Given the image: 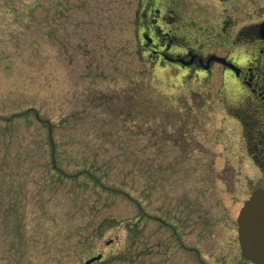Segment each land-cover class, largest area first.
Returning <instances> with one entry per match:
<instances>
[{"label":"rangeland","instance_id":"obj_1","mask_svg":"<svg viewBox=\"0 0 264 264\" xmlns=\"http://www.w3.org/2000/svg\"><path fill=\"white\" fill-rule=\"evenodd\" d=\"M149 6L203 55L264 19V0H0V264H250L236 218L257 173L221 69L153 63Z\"/></svg>","mask_w":264,"mask_h":264},{"label":"flooded vegetation","instance_id":"obj_2","mask_svg":"<svg viewBox=\"0 0 264 264\" xmlns=\"http://www.w3.org/2000/svg\"><path fill=\"white\" fill-rule=\"evenodd\" d=\"M142 19L147 23L140 24L138 33L142 36L143 51L153 63L176 68L183 78L211 75L216 66L220 67L227 85L220 91L223 122L236 128L231 132L238 137L240 153L257 173L244 204L252 193L264 189V19L229 35L225 43L229 46L227 54H216L224 58L226 64L208 61L211 54L203 55L194 48L173 44L172 39L167 38L171 37L170 32L162 28L166 21H173L170 11L149 6ZM190 105L184 106L187 109Z\"/></svg>","mask_w":264,"mask_h":264},{"label":"water","instance_id":"obj_3","mask_svg":"<svg viewBox=\"0 0 264 264\" xmlns=\"http://www.w3.org/2000/svg\"><path fill=\"white\" fill-rule=\"evenodd\" d=\"M211 60L226 63L221 57L210 56L208 61ZM237 224L242 257L251 264H264V189L255 191L240 209ZM99 258H90L84 264H90Z\"/></svg>","mask_w":264,"mask_h":264}]
</instances>
